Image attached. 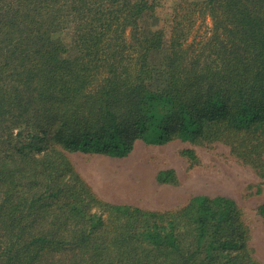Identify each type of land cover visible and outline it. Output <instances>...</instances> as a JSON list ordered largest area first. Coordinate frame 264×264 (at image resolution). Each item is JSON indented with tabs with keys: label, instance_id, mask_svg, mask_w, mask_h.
Returning <instances> with one entry per match:
<instances>
[{
	"label": "trees",
	"instance_id": "trees-1",
	"mask_svg": "<svg viewBox=\"0 0 264 264\" xmlns=\"http://www.w3.org/2000/svg\"><path fill=\"white\" fill-rule=\"evenodd\" d=\"M154 8L0 0V264H264L232 198L107 202L66 155L221 141L264 178V0H178L167 39Z\"/></svg>",
	"mask_w": 264,
	"mask_h": 264
},
{
	"label": "rangeland",
	"instance_id": "rangeland-1",
	"mask_svg": "<svg viewBox=\"0 0 264 264\" xmlns=\"http://www.w3.org/2000/svg\"><path fill=\"white\" fill-rule=\"evenodd\" d=\"M177 1L154 0V10H147L139 19L141 29L161 28L167 39ZM205 23L197 25L198 38L211 24L209 19ZM69 34L68 28L64 35ZM161 49L150 55L152 62L163 55L164 47ZM186 148L193 149V155L184 153ZM66 155L95 194L107 202L164 211L185 205L197 194L232 198L248 227L251 254L264 262V218L258 212L264 202V178L233 154L228 144L180 138L165 144L136 140L131 152L122 157L81 151H68Z\"/></svg>",
	"mask_w": 264,
	"mask_h": 264
}]
</instances>
